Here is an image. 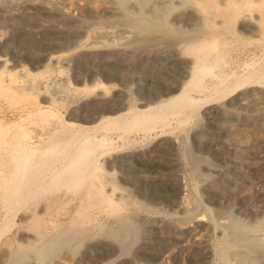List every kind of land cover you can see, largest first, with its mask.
Instances as JSON below:
<instances>
[{
    "label": "rangeland",
    "instance_id": "1",
    "mask_svg": "<svg viewBox=\"0 0 264 264\" xmlns=\"http://www.w3.org/2000/svg\"><path fill=\"white\" fill-rule=\"evenodd\" d=\"M31 1L0 0V31L6 37L19 39L22 27L38 28L48 41L59 28L64 30L59 32L60 39L72 47L87 26L126 28L142 35L128 47L117 46L114 41L118 36L113 37L109 46L99 49L96 56L71 55L61 64L65 77L81 87L92 85V70H103L106 75L99 80L109 89L107 97L97 99L93 96L68 108L50 103L49 93L14 97L11 93L0 92V115L6 116L8 122H20L23 110L31 108V116L23 122L26 127L22 133L30 132L34 137L54 128L57 123H67L73 112L98 115L108 111L124 100V95L111 89L122 83L120 77L123 75L126 83L123 84L130 89L125 101L137 105L132 111L125 106L124 115L148 111L164 115L167 120L157 124L147 135L133 129L123 141L113 144L111 141L116 140L121 131L106 128L107 122H97L99 128L95 135L106 137L108 142L98 150L92 179H85L77 187L55 186L41 200L25 205L13 203L12 206L6 205L7 201H0V264H264V247L262 249L257 241L231 246L226 235L227 229L236 223L250 229H264V199L252 197L250 185L238 196L228 193L214 196L208 188V183L215 179L211 168L221 163L213 152L215 145L233 136L243 137L246 152L253 156L256 139L264 138V21L259 33L245 36L240 24L197 20L198 10L191 0H94L91 6L84 3L85 0H50L66 4L71 9L67 12L57 8V3L51 8L38 5L24 8L23 3ZM78 1L82 3L80 6ZM218 34L223 37L221 50L228 60L239 59L248 64V70L239 71L223 90L193 92V103L172 105L163 110H152L146 104H139L146 101L144 97L154 100L166 88L178 83L180 78L176 70L197 57L194 50L180 56L169 51L185 44L199 49ZM27 37L30 39L32 35ZM36 45L30 60L21 55L15 58L33 74L41 71L35 67L44 65L46 56L45 44ZM249 51L255 54L247 55ZM93 57L97 59V66H86L84 62ZM225 71L231 73L232 70L226 67ZM253 98L263 103L257 105ZM229 126L236 128L233 134L220 133L219 128ZM166 139L173 142L171 150L162 144ZM151 152L161 158L159 164L164 178L161 192L177 194L180 188L185 189L192 206L191 213L179 212L166 197L157 200L146 194L144 188L124 182L120 166L110 169V163L117 162L136 170L140 158L135 155ZM59 161V157L51 158L48 167L57 168ZM257 162L264 165V160ZM12 173L11 167L1 164L0 183L3 176ZM109 179L112 180L106 189L117 187L115 198H119L120 193L126 194L127 199L133 198L119 214L113 208L88 205L93 198L84 195L92 181L101 183ZM220 185L224 186L225 182ZM3 193L0 189V197ZM74 194L77 199L70 200ZM78 211L86 213V219L89 216L88 223L70 226L69 220H77ZM32 215L42 216L41 223L38 222L40 226H35L37 222L34 225L36 220H28ZM196 218L203 219L198 226L206 230L210 241L205 260L203 246L190 247L179 254L175 248V252L168 255L170 242L158 230L151 231L149 227L150 221L159 219L171 225ZM183 236L190 238L189 233Z\"/></svg>",
    "mask_w": 264,
    "mask_h": 264
},
{
    "label": "bare ground",
    "instance_id": "2",
    "mask_svg": "<svg viewBox=\"0 0 264 264\" xmlns=\"http://www.w3.org/2000/svg\"><path fill=\"white\" fill-rule=\"evenodd\" d=\"M85 1L84 3L89 6L95 3L94 0ZM191 1L195 3L198 10L196 12L197 20L209 21L214 19L219 20L220 23L240 24L241 33L245 36H253L261 31V23L264 21V0ZM57 2L33 0L23 3V6L26 9H30L32 5L51 8L56 7ZM81 2H79V6L82 4ZM57 5H59L57 8L64 12L71 11L66 4L57 3ZM256 11L259 14L255 13ZM21 29L19 39L8 38L0 31V92L11 93L14 97L23 94L49 93L48 100L50 103L58 106L65 105L68 108H73L93 96L97 99H103L107 97L109 89L99 80V77L106 75L103 70H92L91 80L93 83L90 87L75 85L65 77L61 69V64L66 58L71 55L96 56L99 49L109 46V40L116 36L118 39L114 42L117 46L128 47V45L139 41V37L142 35L140 32V34L138 32L135 34V30L126 28L119 30L112 26L101 28L87 26L84 28L82 36L76 39L71 47L60 39L59 32L64 31L63 29L57 28L58 33L54 34L48 41H45L38 28L29 30L27 27H22ZM29 34L32 35L30 39L27 37ZM222 41V35L218 34L205 41L199 49L195 50L191 45L185 44L178 46L174 51H169L168 53H173L174 56H180L194 50L197 57L194 61L176 70L180 78L178 83L166 88L154 100H147L142 96L146 101L139 104H146L152 110H163L172 105L193 103L195 101L191 96L193 92L208 91L215 93L225 89L239 71L248 70V64L239 59L234 62L228 60L221 50ZM36 43L45 44L46 56L44 65L35 67V70L41 71L33 74L15 58L21 55L22 58L27 57V60L28 58L30 60L32 51L37 46ZM249 53L247 55L255 54L251 51ZM84 64L89 67H96L97 59L93 57L85 61ZM226 67L232 70L231 73L225 71ZM120 78L122 83L111 88H115L121 95H124V100L118 106L98 115L86 111L73 112L67 123H57L54 128L46 129L34 137L30 136V132L22 133L26 127L23 122L31 116V108L23 110L24 114L20 116V122H8L6 116L0 115V165L5 164L14 170V173L1 178L0 189H3L4 193L0 197V201L4 200L5 203L7 201L6 205L13 203L25 205L32 201L41 200L42 196L55 186L77 187L85 179H92V170L95 167V157L98 150L105 147L108 142L106 137L98 138L95 135L99 128V125H96L97 122H107L106 128L121 131V134L115 138L116 140H112L111 144L123 141L133 129L139 131L140 134L147 135L155 129L157 124L166 122V116L148 111H140L126 117L123 113L126 109L125 106H128L129 110L132 111L137 109V105L129 104V100L125 101L130 95V89L128 85H125V76ZM252 101L257 105L263 103L257 98H253ZM93 123L94 125H92ZM234 130H236L234 126L219 128L220 133L225 131L233 134ZM242 142L243 137L233 136L212 148L221 163L211 168L215 172V179L208 183V188L214 196H225L227 193L230 196H238L243 195L247 190L245 186L250 185L252 188L250 195L264 199V165H259L257 162L264 160V138L256 139L253 144L256 147L253 156L246 152ZM162 144H166L170 150V147H173L171 139H166ZM55 156L59 157L60 161L57 168L51 169L48 167L49 160ZM135 157L140 158L136 170H133L128 164L120 165L117 162H111L112 167L110 169L120 166L119 169L122 172L124 182L140 189L144 188L146 194L157 200L166 197L174 207H177L179 212L185 214L192 212L189 196L185 189L180 188L177 194L170 191L165 195L164 192H161L164 180L159 164L161 158L159 159L154 152L147 155L138 153ZM111 180L101 183L92 181L84 195L93 198V202L90 204L89 201L88 205L113 208L114 212L119 214L130 205L133 198L127 199L124 193H120L121 196L115 198L118 188L114 186L110 190L106 189ZM222 182H225L224 186L220 185ZM178 183L181 184V181ZM71 196L70 200L77 199L75 194ZM53 203L56 202L53 201ZM81 212L78 211L77 220L74 218L69 220L70 226H85L88 223L89 216L86 219V213ZM28 220L32 222L36 220L34 225L37 222L35 226H40L38 222L41 223L42 216L32 215ZM202 221V218H196L190 221L173 222L170 225L165 220L159 219L150 221L149 227L151 231L158 230L167 239L166 241L170 242L172 250L170 251L171 248L169 251L167 250L168 255H172L175 248L177 253H181L190 247L203 246L206 251L203 258L205 260L208 258L210 241L206 230L198 226ZM193 223L198 227H195ZM185 233H189L190 238H185L183 236ZM226 235L231 246H235L239 242L257 241L262 249L264 247L261 245V242L264 241V229L261 227L250 229L247 225L236 223L227 229ZM258 245L256 246L258 247Z\"/></svg>",
    "mask_w": 264,
    "mask_h": 264
}]
</instances>
